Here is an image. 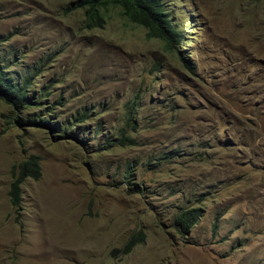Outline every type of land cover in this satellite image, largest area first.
I'll return each instance as SVG.
<instances>
[{
	"label": "rangeland",
	"instance_id": "obj_1",
	"mask_svg": "<svg viewBox=\"0 0 264 264\" xmlns=\"http://www.w3.org/2000/svg\"><path fill=\"white\" fill-rule=\"evenodd\" d=\"M73 1L0 0V58L38 70L52 120L85 113L76 137L56 136L12 122L0 99V264H264V0H163L193 72L117 8L85 28ZM132 101L134 143L121 146ZM31 107L14 114L47 109ZM30 154L40 176L15 210L10 168ZM188 205L201 217L178 234ZM138 229L142 242L113 252Z\"/></svg>",
	"mask_w": 264,
	"mask_h": 264
},
{
	"label": "trees",
	"instance_id": "obj_2",
	"mask_svg": "<svg viewBox=\"0 0 264 264\" xmlns=\"http://www.w3.org/2000/svg\"><path fill=\"white\" fill-rule=\"evenodd\" d=\"M108 7L118 9L121 16L130 23L140 26L145 30L147 39H158L162 43L165 52L179 58L181 65L193 72L194 66L179 54L178 47L183 39L182 30L178 28L177 23L173 22L170 12L165 8L163 0H74L67 6V9H82L84 14L83 26L93 28L101 26L104 22V11ZM38 70L32 66L21 71L9 69L4 59L0 58V99L12 107V122L19 125H34L41 129H48L55 132V135L65 134L74 125L72 121H83L85 113L81 112L79 116H72V119L58 120L54 117L52 120V107H40V100L43 95H48V90L42 92L44 86L34 92L33 79L37 76ZM138 102H128L124 111V123L118 130L117 143L121 146L133 144L134 140L127 133V129L133 132L135 129L134 108ZM54 104L61 106L60 97L54 100ZM30 106L39 110L45 108L46 112H37L32 115L20 116L14 114V111L22 112ZM69 136H73L71 133ZM78 136V134H77ZM73 137H76L74 135ZM177 150L164 152L160 158L170 159L168 156L176 155ZM40 176L39 158L30 154L27 158L18 162L10 168L11 180L6 190V196L9 204L16 210L20 202V185L26 178L38 179ZM127 184L136 186L128 179ZM201 202V195L195 199ZM201 217V208L198 205L179 206L178 211L171 219V225L178 234H187L196 225ZM215 223L212 225V231L215 229ZM144 233L142 230H136L129 235L124 244L113 252L118 251L121 255L127 254L137 243L142 242Z\"/></svg>",
	"mask_w": 264,
	"mask_h": 264
}]
</instances>
